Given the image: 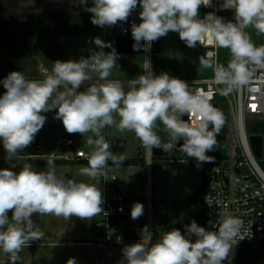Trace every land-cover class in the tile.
I'll return each mask as SVG.
<instances>
[{
  "label": "clouds",
  "instance_id": "1",
  "mask_svg": "<svg viewBox=\"0 0 264 264\" xmlns=\"http://www.w3.org/2000/svg\"><path fill=\"white\" fill-rule=\"evenodd\" d=\"M78 3L92 14L91 23L100 27L126 22L139 4L140 23L131 26L134 50L150 51L152 43L170 31L177 32L190 48L203 45L207 39L217 48L228 49L231 59L226 66L215 64L211 53L200 57L201 66L213 68L215 82L223 85L219 89L222 95L256 82L264 84L256 76L259 71L264 77V45L256 46L245 31L253 27L264 34V0H223L220 10L233 11L234 19L228 21L215 12L200 18V7H212L213 0H92L90 7L88 0ZM94 44L101 50L78 61L54 62L52 75L43 81L28 80L19 71L0 81L6 90L0 95V141L6 160L14 162L20 157L19 152L31 145L45 124L43 113L55 109V118L62 121L67 133L93 134L86 141L91 147L88 166L80 170V175L90 179L106 176L109 161L120 166L128 159L124 153L111 151L110 141L101 133L106 127L133 132L151 153L153 148L170 153L173 144L162 142L155 131L159 122L173 141L183 139L180 149L188 157L214 162L206 153L213 151L224 118L207 97L168 73L155 75L147 59L144 72L130 79L125 91L121 81L109 79L118 59L116 50L99 37ZM104 48L112 50L105 52ZM184 114L187 121L181 118ZM14 167L16 163L0 169V254L6 257V264H17L19 253L31 241L44 238L34 215L69 221L72 217L91 220L103 212L101 188L58 176L52 160L47 161V170H33L28 163L20 165L18 172L12 170ZM143 214V204L134 203L131 218L136 220ZM209 223L211 229L193 220L184 232L177 228L165 231L151 246L141 242L149 233L145 227L140 242L122 248L121 264H224L233 245L245 238L243 221L222 212ZM117 242H121L120 237ZM56 246L58 241L52 245ZM66 264L77 261L72 257Z\"/></svg>",
  "mask_w": 264,
  "mask_h": 264
},
{
  "label": "rangeland",
  "instance_id": "2",
  "mask_svg": "<svg viewBox=\"0 0 264 264\" xmlns=\"http://www.w3.org/2000/svg\"><path fill=\"white\" fill-rule=\"evenodd\" d=\"M88 6H92V0H88ZM49 12L53 14L58 13H75V17L79 18L81 23L79 25L80 31L85 30L86 23H91V13L84 10V7L78 3V0H0V81L7 77L10 72L15 71L16 61L22 57L27 51L28 44L31 43L37 27L42 22L41 14ZM7 14V19H4V15ZM131 16H137L136 13H132ZM229 19H234L233 13L229 14ZM82 24V25H81ZM74 25L63 24L59 22V18L52 20L50 30L66 31L69 27ZM93 26V24H92ZM97 29L98 26L94 25ZM75 27V26H74ZM71 27V28H74ZM104 33L96 34L95 37L106 39L111 43V40L115 38L117 32L120 31V23L115 26H105ZM44 36V35H43ZM49 44L48 50L55 53H60L64 58L68 60L78 61L84 58V48L91 50L92 48L85 45V36L82 33H69L65 32L60 35H47L44 37ZM163 39L162 57V72L168 73L172 77L187 80H196L206 76L207 70L200 64V57L204 55L203 50L198 51L197 48H190L180 40L177 32L170 31ZM112 45V44H111ZM261 45V38H260ZM113 48V46H112ZM92 53H95V49H92ZM109 51L111 49L109 48ZM90 53V52H89ZM91 53V54H92ZM91 54H86L89 57ZM118 54V53H117ZM71 55V56H70ZM154 55V54H153ZM153 55L151 62V69L153 72ZM146 55L135 54H118L116 66L111 70L110 78L121 79L122 81H128L133 78H137L138 75L144 72V60ZM24 76L30 80V59L24 70ZM95 78V76H94ZM125 91L128 90V84H123ZM80 90H84L82 87ZM6 90L2 83H0V95ZM217 101L222 106L224 111L225 130L227 131V125L231 129L229 138L234 143V120L231 116V108L229 102L222 96L217 97ZM56 110L53 109L47 113H43L46 117V121H51L55 115ZM118 119V117H117ZM62 123V121H61ZM257 122L253 123L256 125ZM157 132V128L155 129ZM102 135L106 140L111 143V151L113 153H124L127 157H133L137 154V148L139 147V140L136 135H129L130 132L126 131L121 133L115 127H106L101 130ZM49 137L46 146V155L56 152L58 156L66 155L72 156L74 150L64 145V135H62L61 128L55 129V131L47 135ZM75 147L82 149L88 154L91 152V147L87 145V139L93 136L91 132L86 133L83 137L79 133L74 135ZM135 136V137H134ZM264 136V135H263ZM175 142V141H174ZM216 145H220L217 143ZM64 147L66 151L64 153ZM174 148L170 151L168 157L153 156L151 162L146 159L144 167L141 165L126 168L125 166L111 165L107 167L108 174L98 179H90L86 176L80 175V170L87 167L86 164H61L54 165V170L58 176H63L65 179H73L77 182H87L95 184L101 188L103 197L105 194V185L107 178L111 175H115L118 178L117 185L121 188L122 193L130 199L149 200L148 192L150 191L151 199L153 200L152 221L153 230L164 233L170 231L173 228H179L185 231V225H189L193 220L203 227V202L193 204L190 207L191 219H184V203L183 201L190 196H193L199 189L204 186V173L205 166L202 163L196 161H188L181 163L177 159L182 154L181 150H175V159L172 160ZM147 154V152H146ZM6 152L3 148V143L0 141V169L9 168L11 163H16V167L12 170L18 172L20 165L24 163V159H17L14 162H9L5 159ZM34 161V160H32ZM33 170H47V163H30ZM108 193L112 194L113 189L108 188ZM145 202V204H147ZM145 209L147 206L145 205ZM11 217V211L8 213ZM79 219V218H78ZM33 220L38 224L40 230L44 233V237L63 236V230L73 222V217L69 221H65L62 217H56L53 215H34ZM83 226H91L93 221L82 220ZM134 225H140V220L135 221L130 218H124L120 223V228L131 227ZM90 229V228H89ZM50 238H43L39 242L47 241ZM58 239V238H57ZM56 239V240H57ZM51 240V239H50ZM87 240L86 237L77 240L83 242ZM137 242H129L118 246H108L106 248H100L97 246L77 247L75 249V259L77 264H121L122 248L125 245L134 244ZM73 249V250H74ZM68 254V249L65 250ZM39 254L48 257L50 260L59 261V258L48 256L49 252L45 249L38 251ZM57 255V253L53 252ZM55 256V255H53ZM230 256V264H235V250L232 247ZM68 260V259H67ZM66 259L60 260L61 264H66Z\"/></svg>",
  "mask_w": 264,
  "mask_h": 264
},
{
  "label": "built area",
  "instance_id": "3",
  "mask_svg": "<svg viewBox=\"0 0 264 264\" xmlns=\"http://www.w3.org/2000/svg\"><path fill=\"white\" fill-rule=\"evenodd\" d=\"M223 0H213V6L210 8L203 7L207 11L199 14L200 18H204L207 13L215 12L218 15L220 12L233 13L232 10H220V4ZM141 10V9H140ZM135 10L137 16H131L126 22L120 23L119 36H132L131 26L133 23H140L139 12ZM111 40V44L117 50L118 37ZM95 37L87 36L86 43L92 49H98L94 44ZM101 39V38H100ZM102 41L107 42L105 39ZM261 45H264V34H261ZM198 51L203 50L204 55L211 53L212 60L215 64L219 65V52L218 48L210 44L206 39L204 44L197 43ZM92 49L89 51L91 54ZM109 48H104L103 51L108 52ZM101 50V49H99ZM112 50V49H111ZM146 59L152 62L153 47L150 51H145ZM152 70V69H151ZM50 75H44L40 80L43 81ZM257 80H264L258 71ZM185 81L192 91L196 94L208 98V102L216 104L215 100L220 94L219 89L223 85H218L215 82L214 70L213 74L209 77H202L196 80ZM120 81V80H119ZM122 82V81H121ZM124 84V82H122ZM128 84V81L125 83ZM249 87L259 88V91H250ZM228 102L231 108V116L234 120V143L229 138L231 129L227 125V131L223 133L221 140L217 141L220 145H215L213 151L206 154L214 157V162H199L194 158L188 157L178 146L179 140L174 142L169 133L167 132V140L173 144L174 152L171 156L172 160L175 159V150H181L182 154L177 159L181 163L188 161H196L205 166L204 173V186H203V227L211 229L210 220H215L217 213L227 212L232 216L239 217L243 221L242 234L245 238L237 244L249 245L256 248L259 253L257 264H264V136L263 135H250L247 132V126L255 122L264 123V84L259 82L253 83L250 86L241 88L238 91H233L231 94L222 95ZM262 137V156L257 157L253 148L251 137ZM65 146L74 149L75 142L73 138H66L63 140ZM146 159L148 162L152 161V153L146 149ZM220 154L218 157L217 155ZM90 154L84 150H76L72 156H66L61 159H78L83 161L89 160ZM170 156V153L169 155ZM167 156V157H168ZM60 159V158H59ZM110 165V161L108 162ZM108 174V170L106 168ZM105 177V176H104ZM115 175L107 178L105 185V194L103 197L104 203L102 205L103 212L93 217L87 240L82 245L97 246L106 248L108 246H118L126 244L125 230L127 229H144L148 228L149 233L141 241L149 246L153 237V221H152V208L153 200L148 192L149 200H134L130 199L122 192L117 190L118 178ZM108 188L113 189V193H108ZM142 203L144 206V214L136 219L140 220V225L131 227L120 228V223L123 219L131 218V209L134 203ZM145 202L147 204H145ZM211 206H210V205ZM145 205L147 209H145ZM122 209V210H121ZM117 237L121 238V242H117ZM236 245H233L235 248Z\"/></svg>",
  "mask_w": 264,
  "mask_h": 264
},
{
  "label": "trees",
  "instance_id": "4",
  "mask_svg": "<svg viewBox=\"0 0 264 264\" xmlns=\"http://www.w3.org/2000/svg\"><path fill=\"white\" fill-rule=\"evenodd\" d=\"M207 10L204 9L203 7H200L199 9V14H203L204 12H206ZM229 12H220L218 14V16L223 17L226 21L230 20L229 19ZM7 14L4 15V19H7ZM59 18V22H62L63 24H68L69 25H74L71 27H69L68 30H66L69 33H82L84 34L86 37L87 36H94L92 34V26L90 23H86V28L83 31H80L79 29V25L81 23L79 18L75 17V13H58V14H53V13H49V12H44L41 14V23L39 24V26L36 29V32L34 34V37L31 41V43L28 44V47L26 49V53L18 58V60L16 61V69L15 71H19L22 74L24 73V70L26 68V65L30 59V56L32 54H34V49L39 41V39L43 36V35H60V34H64L66 31H57V30H50L51 27V23L52 20H54L55 18ZM82 25V24H81ZM247 32V34L249 35L250 39L252 40V42L256 45V46H261L260 45V38H261V34L258 33L253 27H249L245 30ZM218 52H219V65H227L228 61L231 59V54L230 51L228 49L225 48H218ZM162 72V57L161 54H154L153 55V73L155 75H159ZM213 74V68H209L207 70L206 73V77H209ZM215 103L220 107L221 111H222V115L224 118V111L222 109V106L220 105V103L217 101V98L215 100ZM157 134L160 136L162 142L167 143L168 140L166 138L167 136V130L164 128V126L162 124H160L159 122H157ZM225 130V121L223 124V133ZM247 132L250 135H264V123L262 122H257L256 125L253 124H249L247 126ZM74 134H69L67 133V131L64 128V139L66 138H74L73 136ZM217 144V143H216ZM218 157L220 156V154L217 155ZM153 159V158H152ZM48 160H52L54 162V165H61V164H86L88 165V161H83V160H78V159H47V160H34L32 161V159L27 158L24 159V162L30 164V163H35V161L37 163H47ZM146 164V160L144 157V149L140 148L139 152L133 156V157H128V159H126L123 163L122 166H136V165H141L142 167H144ZM110 165H114L112 164V162L110 161ZM204 199V194H203V188L199 189L193 196L186 198V200L184 201V205L186 208L185 211V218L186 219H190L191 216V211L189 209V207L193 204L196 203H202ZM161 237V235L158 232H154L153 237L150 241L149 246H151V244H154L159 238ZM129 243V242H127ZM126 243V244H127ZM235 250V264H257L256 261H258L259 259V253L257 252L256 248L249 246V245H242V244H237L234 248ZM224 264H230V256L228 255L227 259L224 261Z\"/></svg>",
  "mask_w": 264,
  "mask_h": 264
},
{
  "label": "crops",
  "instance_id": "5",
  "mask_svg": "<svg viewBox=\"0 0 264 264\" xmlns=\"http://www.w3.org/2000/svg\"><path fill=\"white\" fill-rule=\"evenodd\" d=\"M91 26H92V24H91ZM94 27L95 26L93 25L92 26V30H93L92 34L94 35L93 37H95V35L99 34V33H104L105 36L108 35L107 31H105V27L98 26L97 29ZM45 36H47V35H44L39 39V41H38V43L34 49V54H32L30 56V80L38 81L44 75H52L53 63L56 61H62V62L63 61H69L68 58H64L60 53H55V52H51L50 50H48L49 44L47 42H51V41L45 40L44 39ZM117 36H119L118 32H117L115 37H117ZM84 43H85V45L89 46L86 43V36H85V42ZM89 51L90 50H87L86 47L84 48V51H83L84 58H87L85 55L89 54ZM95 51H99V49H95ZM109 79L122 81L121 79H115V78H110V77H109ZM122 82H124V84H125L127 81H122ZM57 127L61 128L62 135H64L63 123H61V120L55 118V115H54L52 117L51 121H49V122L46 121L45 124L43 125L42 129L38 132L42 136V142H43V145L40 148L41 154L38 156L19 157V158L20 159L21 158L22 159L30 158L32 160H47L50 158H52V159L66 158V155L58 156L56 154V152L51 153L50 155H46V152H45L46 146H47V143L49 140V137L47 135L52 134L55 131V129H57ZM129 135L133 136L135 134L133 132H130ZM140 148L144 149V157H146V149L142 146L141 141L139 140V147L137 148V153L139 152ZM73 150L75 152L76 150H82V149H78L75 147ZM65 152H67V151H66V148L64 147V153ZM145 160H146V158H145ZM136 166H138V165H136ZM125 167L131 168V167H135V166H130V167L125 166ZM117 190L119 192H122L121 188L118 185H117ZM134 200H137V199H134ZM184 201H183V203H184ZM190 207H189V209H190ZM184 208H185V205H184ZM152 211H153V208H152ZM185 211H186V208H185ZM73 219H74L73 222H71L72 224H70L68 227H66L63 230V233H62L63 236H57L55 238V240H52V239H54L53 237H44V238H50L51 240L48 239L47 241H43V242L31 241L29 246L25 247L19 253V260L17 261V264H61L60 260H64V259L67 260L69 258L75 257V254H76L75 249L77 247H86V245H82V243L84 241L79 242L77 240H80L81 238H84V237H86V238L88 237L90 226L84 227L83 222L80 219H78L77 217H73ZM184 219L188 221V219L185 218V213H184ZM190 219H191V216H190ZM202 223H203V219H202ZM180 226L181 225L179 223L178 224L179 230L181 228ZM156 232H158L160 235H162V233H160L158 230ZM57 241H58V246L52 247V245H54ZM41 249H45L46 252H49L48 256H52L53 259H54V257H56V258H59L60 260L59 261H53V260H50L46 256L42 257V255L38 253V251ZM66 249H68V251H69L68 254L65 252ZM53 252L57 253V255L54 254ZM53 255H55V256H53ZM0 264H6V257L3 254H0Z\"/></svg>",
  "mask_w": 264,
  "mask_h": 264
},
{
  "label": "water",
  "instance_id": "6",
  "mask_svg": "<svg viewBox=\"0 0 264 264\" xmlns=\"http://www.w3.org/2000/svg\"><path fill=\"white\" fill-rule=\"evenodd\" d=\"M136 10H140L139 4L137 5ZM118 45L116 52L118 54H135V55H142L144 54V49L140 48L138 50H134L133 44L135 43L132 36H119L118 38ZM144 42L141 41V44ZM153 47V54H161L163 50V39L162 37L152 43ZM216 109H218L221 113V109L217 104H211ZM183 120H188V115L184 114L181 117ZM211 125H209V129L211 130ZM222 137V128L219 134H217L216 139L217 141L221 140ZM251 142L257 157L262 156V137L261 136H252ZM183 144V139L179 140L178 146L181 147ZM42 136L38 133L35 136L34 141L31 143L30 146L23 149V151L19 152L20 157H30V156H38L40 155V148L42 147ZM153 155L157 157H167L169 152L165 151L162 148H153ZM125 239L130 242H140L142 239V229H127L125 230Z\"/></svg>",
  "mask_w": 264,
  "mask_h": 264
}]
</instances>
